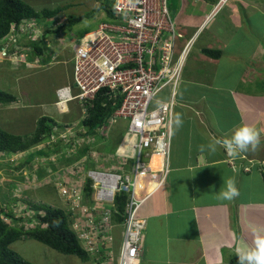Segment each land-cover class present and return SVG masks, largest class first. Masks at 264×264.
Returning <instances> with one entry per match:
<instances>
[{
	"label": "crops",
	"instance_id": "obj_1",
	"mask_svg": "<svg viewBox=\"0 0 264 264\" xmlns=\"http://www.w3.org/2000/svg\"><path fill=\"white\" fill-rule=\"evenodd\" d=\"M22 1L36 11L60 8L59 16L66 20V0ZM184 1L178 22L185 36L196 34L192 51L197 55L192 61V52L188 55L178 86L183 91L175 99L172 116L169 172L155 190V182L151 188L148 180L137 184L138 196L154 190L138 212L147 220L141 264H238L236 249L252 244L251 227L264 228V199L255 196L256 190L264 196V91H258L264 87V0ZM209 14L211 20L204 23ZM49 37L47 52L65 56V40ZM206 50L221 56L209 57ZM47 52L25 58L31 65L15 87L16 102L0 105V127L7 133L32 138L42 117L60 125L82 117L76 101L66 104L72 87L71 60L53 63ZM20 96L27 101L21 102ZM175 115L183 120L179 129ZM16 122L23 124L12 129ZM241 125L260 132L255 151L233 158L221 143L214 154L199 150L201 144L222 142ZM228 179L239 190L231 201L219 198Z\"/></svg>",
	"mask_w": 264,
	"mask_h": 264
},
{
	"label": "built area",
	"instance_id": "obj_2",
	"mask_svg": "<svg viewBox=\"0 0 264 264\" xmlns=\"http://www.w3.org/2000/svg\"><path fill=\"white\" fill-rule=\"evenodd\" d=\"M100 7L103 20L99 26L71 46L73 75L68 94L84 116L102 91L105 93L101 96L120 102L109 122H127L131 150H126L131 152V170L94 169L82 176L79 171L73 172L75 178L66 179V203L82 248L102 261L98 264H140L147 220L138 213L145 199H137L133 189L139 173L153 171L154 156L162 157L161 170L156 173L162 172L165 177L169 172L174 96L194 37L183 40V29L171 17L169 0H103ZM212 16H206L205 22ZM8 34L0 41V58L18 63L31 49L25 41L38 42L42 33L37 21L29 20L18 26L12 24ZM166 91L170 98L161 101L159 96ZM103 128L105 123L97 131ZM85 136L88 142H96L88 130L83 128L79 136L66 126V146L74 148L72 153L83 147ZM89 182L92 204L99 207L83 204ZM121 193L127 195V202L125 220L118 224L112 218L113 213H118L115 201ZM106 206H112L114 211ZM78 217L85 222L75 225ZM117 228H123L118 241Z\"/></svg>",
	"mask_w": 264,
	"mask_h": 264
},
{
	"label": "rangeland",
	"instance_id": "obj_3",
	"mask_svg": "<svg viewBox=\"0 0 264 264\" xmlns=\"http://www.w3.org/2000/svg\"><path fill=\"white\" fill-rule=\"evenodd\" d=\"M184 3V0H169V11L171 17L174 18L176 22L179 20L178 17L180 16ZM101 4L102 0H66V8H64L66 20L59 15L50 20L42 19L39 26L44 30V35L47 33L48 29H57L54 32L48 31L51 34L54 33V35H50L49 39L52 37H61L62 40L66 42L65 56L64 54H60L57 57L52 51L48 53L47 51H49L50 48L44 44L42 50L50 55L51 62L57 63L64 62L65 60L69 62V60H71L73 56L71 46L76 44V39L94 31L103 20L102 10L101 7H99ZM77 17L86 18L79 25L77 24L74 29H70V25H68L67 22ZM47 35L45 38L48 37ZM257 39H259V37ZM191 52L189 60L192 61L197 53H195L194 50H191ZM30 53L36 52L30 49L28 55ZM27 62L26 59H24V61L12 63L9 60H5V58H0V90H6L7 93L18 96V91L15 87L20 80L23 81V79L20 78L23 75L21 73L31 65ZM18 89L20 90L21 88ZM260 90L264 91V87L260 88L258 91ZM182 91V88H177L176 96H174L175 99L181 98ZM42 94L39 93L37 96L39 97ZM47 94V98L51 99L53 97L51 92ZM57 94L59 95V92ZM169 95L170 92L166 91L159 96V99L161 101H168L170 98ZM20 98L21 102L27 101L25 96H20ZM81 118L82 117H71V120H68L66 123V125H68L69 128H73L79 136L82 134L83 130ZM17 124L22 125L23 123L16 122L10 125V127L15 129ZM56 124L57 123H54L52 120L48 123L52 128V132L55 130L53 127ZM66 125L58 124L60 128H56L59 132H55V139H52L50 134L44 137L39 144L32 146L25 152L15 155L9 154V156L5 154L1 157L0 218L1 220L5 219L4 222H7L6 224L11 227L30 230L35 226H39L41 218L46 215V209H61L65 214H68L70 206L66 203V179H74L75 175L73 172L79 171V176H82L85 175L87 171L94 169H113L118 172L128 169V159L131 160V152H127L126 149L120 152L123 148L121 146H125L129 149L128 151L131 150L130 137L127 135L126 121L118 120L115 124L108 123L106 128H103L100 132L97 130L91 131L89 129L88 134L95 137L97 140L96 144L90 145L85 136L83 137V144L85 147L83 145V147L75 153H72L74 152V148L70 147V144L68 145L69 147L66 146V129H64ZM101 132L105 133L103 134ZM29 138H31V136L26 139ZM38 152L43 153L44 156H41ZM160 159L162 158L160 157ZM2 161H4V163H1ZM72 163L78 164L72 166L73 168L67 166ZM155 163L156 168L160 171L161 163L158 161ZM154 175L158 177V174ZM152 185L153 183L151 182L149 187L151 188ZM144 188H146L145 190L147 192L146 185ZM92 193L90 194L92 195ZM258 193L259 191L256 190V200L264 199V196ZM91 195L88 196V194L85 193L86 200L83 204L91 207L97 206L92 204ZM145 196L140 194L139 197L144 198ZM7 213L21 220L19 222H13L11 219H6L5 215ZM100 214L104 215L105 213ZM69 219L71 229L73 230L74 220L71 216H69ZM83 222H85V220L78 217V222H76L75 225L83 224ZM122 234L123 228H117L115 230L117 241L119 235L121 236ZM25 238L26 237L12 244L11 248L33 264H98L102 262L93 257V259L84 263V261L77 256L64 255L36 240ZM114 251H116V254H119L118 250Z\"/></svg>",
	"mask_w": 264,
	"mask_h": 264
},
{
	"label": "trees",
	"instance_id": "obj_4",
	"mask_svg": "<svg viewBox=\"0 0 264 264\" xmlns=\"http://www.w3.org/2000/svg\"><path fill=\"white\" fill-rule=\"evenodd\" d=\"M106 3V2H105ZM62 10L60 8L54 10H42L36 11L27 3L22 0H0V41L8 36L11 30L12 24L17 26L22 22L29 20H35L40 23L42 19H53L57 17ZM86 17L72 18L70 22V29L80 24ZM59 29V28H58ZM57 30V29H56ZM55 29H48L47 33L40 34L39 41H25V45L32 46L37 53H41L46 45L45 40L48 38L45 36L54 35ZM50 31V32H48ZM45 33V32H44ZM47 35V36H48ZM204 53L212 58H220L221 52L206 50ZM101 92L97 95L93 106L89 109L88 115L83 119V125L88 127L91 131L97 130L107 125L109 117L113 115L120 102L115 100H108L107 96L103 97ZM16 102V96L6 93L0 90V105L10 104ZM108 119V121H107ZM106 120V121H105ZM51 120L47 117H42L37 123V130L35 136L26 139L19 135H12L2 130L0 127V153L5 154H18L29 150L32 146L39 144L46 136L54 134L52 128L48 125ZM58 124L55 125V129ZM55 132V131H54ZM105 132H103L104 134ZM41 156L43 153L38 152ZM2 157V156H1ZM1 159V158H0ZM1 161V160H0ZM1 163H4L3 161ZM91 182L86 186L85 193L91 195L92 193ZM116 207L118 213L115 214V222L121 224L124 222V212L127 202L126 194H119L116 196ZM46 215L41 218L42 224H47L46 228L39 226L30 230H23L21 228L11 227L3 222L0 218V264H33L32 262L24 259L19 253L14 251L11 246L17 241L24 239L36 240L49 248L58 251L64 255H73L80 258L82 261H89V256L81 247V244L76 236L75 232L71 229L69 215L61 209H46ZM6 218L13 220V222H19L20 218H15L10 213L5 215Z\"/></svg>",
	"mask_w": 264,
	"mask_h": 264
},
{
	"label": "clouds",
	"instance_id": "obj_5",
	"mask_svg": "<svg viewBox=\"0 0 264 264\" xmlns=\"http://www.w3.org/2000/svg\"><path fill=\"white\" fill-rule=\"evenodd\" d=\"M102 3H103V0H102ZM205 20H206V18H205ZM209 20H211V19H209ZM184 31L185 30L183 29V34H184ZM188 37H189V35L187 33H186V36L184 34L183 40L188 41L189 38H192V37L196 38V34L192 37H189V38ZM193 46H194V42H193ZM193 46H192V48H193ZM184 65H185V63H184ZM68 101H69V99L66 98V104H68ZM81 121L83 122V120H81ZM182 124H183V120L181 119V117L179 115H176V117L174 118L175 128L179 129L182 126ZM66 126H68V125H66ZM82 126L84 129L89 130V128L84 126L83 124H82ZM53 128L55 129V126ZM53 133H54V130H53ZM88 143L90 145L96 144V142L95 143L88 142ZM217 143H221L222 146L227 151L228 155L235 158V157L239 156L241 153H245L248 151H255L259 147V145H260V132L253 127H250L247 125H241V126L236 127L234 129L232 135L230 137L224 138L222 142H220V141L211 142V143H208L207 145L201 144L198 146V148L202 152L208 151L209 154H214L216 151ZM84 147H85V145H84ZM82 152H84V151H82ZM0 155L4 156L5 154L1 153ZM77 164L78 163H72V164L67 165V166H74ZM238 196H239V190L237 189V187L235 185V181L233 179H228L227 181H225V188H224V190L220 191L219 198L222 200L231 201ZM115 205H116V202H115ZM106 208L114 210V208L112 206H106ZM114 217H115V215H113L112 220L114 223H117V222H115ZM6 219H8V218H6ZM4 220H2V221L4 222ZM40 225L43 228L47 227V224L40 223ZM251 232H252V236H253L252 244L251 245H244V246L238 247L236 249V254L238 257V264H264V228H261L258 226H252ZM87 255L89 256V260L93 259V257H91L88 253H87Z\"/></svg>",
	"mask_w": 264,
	"mask_h": 264
},
{
	"label": "bare ground",
	"instance_id": "obj_6",
	"mask_svg": "<svg viewBox=\"0 0 264 264\" xmlns=\"http://www.w3.org/2000/svg\"><path fill=\"white\" fill-rule=\"evenodd\" d=\"M69 99V101H68V103L69 102H74L72 99L70 100V97L68 98ZM62 110H64V107L62 108ZM81 115H82V120L86 117V116H84L83 114H82V112H81ZM60 127H58V129H59ZM66 128V127H65ZM62 131V130H61ZM65 131V130H64ZM55 132H59V131H57V130H55ZM55 132H54V134L52 135V136H54L53 138L55 139ZM66 137V136H65ZM52 138V139H53ZM65 142V141H64ZM122 151H124L123 149L120 151V152H122ZM160 157L161 156H154L153 157V160H152V172H144V174L143 173H139L138 174V177H137V179H136V183H135V186H134V189H133V192H134V194H135V196H136V198L137 199H141V200H143L144 198H140L137 194H136V188H137V184L139 183H142V185H143V183H146V180H148V183H151V182H155L156 183V186L154 187V190L156 189V188H158L160 185H161V180H162V178H164V173H156V172H158L159 171V169H156L155 167H154V162L155 161H158L159 163L161 162V160L162 159H160ZM155 158H158V159H155ZM162 158V157H161ZM128 170L130 171L131 170V160L130 159H128ZM154 174H158V177H156ZM155 178V179H154ZM159 178V179H158ZM158 179V180H157ZM141 185V186H142ZM153 190V191H154ZM153 191H152V193H153ZM151 192L148 194V195H146V198L147 197H149L151 194H152ZM145 198V199H146ZM96 205V204H95ZM99 207V206H98ZM114 211V210H113ZM114 215L115 214H117V213H113ZM125 220V219H124ZM35 227H37V226H35ZM34 227V228H35ZM78 239H79V237H78ZM80 240V239H79ZM141 247H142V244H141ZM140 253H142V251H141V249H140ZM140 264H141V261H140Z\"/></svg>",
	"mask_w": 264,
	"mask_h": 264
}]
</instances>
